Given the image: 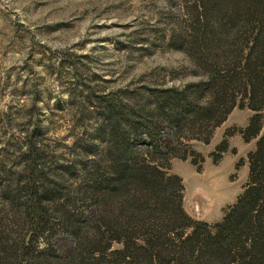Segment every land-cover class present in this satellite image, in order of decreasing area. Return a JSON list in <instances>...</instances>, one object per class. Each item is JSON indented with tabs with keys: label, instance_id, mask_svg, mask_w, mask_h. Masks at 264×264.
I'll list each match as a JSON object with an SVG mask.
<instances>
[{
	"label": "rangeland",
	"instance_id": "obj_1",
	"mask_svg": "<svg viewBox=\"0 0 264 264\" xmlns=\"http://www.w3.org/2000/svg\"><path fill=\"white\" fill-rule=\"evenodd\" d=\"M259 31L264 33V0H0V228L6 236L0 252L25 235L29 244L33 236L18 206L26 195L15 191L26 180L16 184L17 174L33 168L53 189L54 196L43 201L55 209L56 227L52 242L34 238L36 248L46 249L35 252V264L75 263V240L66 226L97 211L88 175L107 154L101 112L108 102L132 109L133 118L158 113L161 123L153 130L167 157L144 147L146 132L132 135L135 166L158 162L166 175L181 178L190 217L209 225L220 221L245 189L248 154L264 132V108L248 107L238 80ZM258 38L264 43V34ZM239 49L244 51L236 55ZM258 66L264 80V65ZM196 84L202 90L198 104L211 102L215 117L188 113L172 123L173 110L158 104L177 91L192 96ZM221 90L227 102L237 103L227 113L224 103L213 100ZM258 105L264 107V101ZM256 114L262 129L246 139ZM8 196L16 198L14 207ZM120 199L106 207L118 221L128 220ZM115 238L108 254L122 244Z\"/></svg>",
	"mask_w": 264,
	"mask_h": 264
},
{
	"label": "trees",
	"instance_id": "obj_2",
	"mask_svg": "<svg viewBox=\"0 0 264 264\" xmlns=\"http://www.w3.org/2000/svg\"><path fill=\"white\" fill-rule=\"evenodd\" d=\"M262 34L259 31L255 42L248 46L238 79L239 87L250 100L247 105L253 111L264 108L258 105L264 101V80L256 69L258 64L264 65V43L258 38ZM241 49L236 50V55L244 51ZM214 83L212 77L206 84L212 87ZM194 86L197 89L192 90V96L177 91L175 95L163 96L158 104L162 109L168 106L173 110L169 115L172 123L179 124L183 115L188 113H202L209 120L215 117L213 106H208L211 102L203 107L198 104L202 90L198 87L200 85ZM226 92L221 90L213 100L224 103L227 113L237 103L235 100L227 102ZM257 95L263 97L262 101H256ZM238 106L241 108L245 104ZM156 113L145 112L139 118H133L132 109L127 110L114 102H108L102 110L101 128L102 135L108 140L107 154L102 166H95L88 175V188L97 211L91 217L74 220L69 209L68 218L74 223L67 224L70 229L65 226L75 240L71 261L76 258L74 264H264V132L256 149L248 154L249 177L244 191L226 209L220 221L209 225L193 219L185 211L183 184L178 175H166L159 169L158 162L151 166H135L136 148L133 149L130 142L132 135L146 132L149 141L144 143V147L150 153L159 154L160 158L167 157L160 149L162 138L159 132L154 133L153 130L161 123L158 113L157 117L154 116ZM222 119L223 116L218 123ZM259 119L260 114L250 119L244 131L246 139L259 135L262 129ZM23 178L26 180L16 185L15 191L26 195L18 206L23 210L22 223L33 236L29 238V244L25 235L18 244L4 246L0 252V264H35L38 256L35 252L41 254L46 249L36 248L34 238L43 235L52 242L56 235L52 220L55 209L50 211L49 205L43 201L44 196H54L53 189L44 174H36L33 168H28L23 174L18 173L15 183ZM131 185L135 186L133 193L130 192ZM1 194H7L6 190ZM114 197L121 198L120 204L128 220L118 221L112 208L106 207L112 205ZM10 200L12 205L17 203L16 198L11 197ZM101 210L103 214L99 213ZM143 211L146 214H141ZM139 231L142 232L137 236ZM107 234H110L109 238ZM5 237L0 228V241ZM113 237L122 244L108 254ZM49 249L52 254L53 248ZM84 250L94 251V258L81 256Z\"/></svg>",
	"mask_w": 264,
	"mask_h": 264
}]
</instances>
